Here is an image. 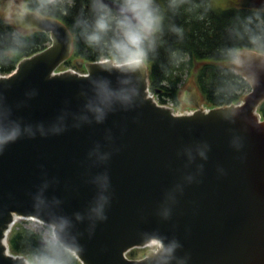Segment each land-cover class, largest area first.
I'll return each instance as SVG.
<instances>
[{"label": "water", "instance_id": "obj_1", "mask_svg": "<svg viewBox=\"0 0 264 264\" xmlns=\"http://www.w3.org/2000/svg\"><path fill=\"white\" fill-rule=\"evenodd\" d=\"M18 12L51 44L0 78V264H28L3 241L15 215L54 225L82 264H264V55L232 65L251 88L241 105L174 115L147 97L144 64L55 74L69 30Z\"/></svg>", "mask_w": 264, "mask_h": 264}, {"label": "trees", "instance_id": "obj_2", "mask_svg": "<svg viewBox=\"0 0 264 264\" xmlns=\"http://www.w3.org/2000/svg\"><path fill=\"white\" fill-rule=\"evenodd\" d=\"M161 3L165 5L163 28L144 63L149 70L150 91L161 101L170 99L177 104L179 84L186 76L193 78L207 106L239 102L249 84L233 71L231 64L243 51L264 54L250 50L243 28L245 18L258 9L242 6L241 0H179L174 10L166 7L167 0ZM88 5L89 0H26L25 8L55 18L67 27L73 37L71 59L122 63L82 38L76 20L90 15ZM49 41L48 34L38 30L22 32L0 16V72L12 71L21 59L45 49ZM13 50L14 55L10 54ZM257 112L264 120V101ZM8 242L13 253L25 255L28 260L44 244L39 235L21 227L11 233ZM135 253L132 251L129 256ZM73 264L81 263L75 257Z\"/></svg>", "mask_w": 264, "mask_h": 264}, {"label": "clouds", "instance_id": "obj_3", "mask_svg": "<svg viewBox=\"0 0 264 264\" xmlns=\"http://www.w3.org/2000/svg\"><path fill=\"white\" fill-rule=\"evenodd\" d=\"M178 3L179 0H167L166 7L174 10ZM88 7L90 15L78 18L76 24L89 46L103 48L111 58L129 66H139L148 60L165 19V5L161 0H89ZM262 11L253 10L243 21L250 50L259 52H264ZM10 54L14 55L15 50ZM6 142L0 139V149ZM73 250V246L55 238L45 240L29 256L28 264H73Z\"/></svg>", "mask_w": 264, "mask_h": 264}, {"label": "rangeland", "instance_id": "obj_4", "mask_svg": "<svg viewBox=\"0 0 264 264\" xmlns=\"http://www.w3.org/2000/svg\"><path fill=\"white\" fill-rule=\"evenodd\" d=\"M16 1H17V3H15V4L12 2V0L2 1L0 4V16H3V18L7 19L12 25H14V27H16L20 31L24 32V31L29 30V28L20 27V24L17 21V18H18L17 14L19 13L18 9L23 7L26 0H16ZM242 1L243 0H241V2ZM234 5H237V4L235 3ZM71 64L75 65L74 60H72ZM66 67L68 68V67H72V66L66 65ZM191 89L192 90L195 89L194 80H193V78L187 77L186 81L184 80V83L180 89L181 90L180 100L182 99V94L184 95V92L191 91ZM178 106L181 109H184V107H188L183 102H179ZM16 224L19 227L30 228V229H33L35 232H37L36 229L34 228L35 227L34 224L30 221L19 220L16 222ZM45 240H47V237L45 238ZM142 253H144L142 250H137L133 256L138 257L140 254L142 255Z\"/></svg>", "mask_w": 264, "mask_h": 264}, {"label": "bare ground", "instance_id": "obj_5", "mask_svg": "<svg viewBox=\"0 0 264 264\" xmlns=\"http://www.w3.org/2000/svg\"><path fill=\"white\" fill-rule=\"evenodd\" d=\"M19 220H20V218H18V216L15 215L14 221H19ZM14 221H13V222H14Z\"/></svg>", "mask_w": 264, "mask_h": 264}, {"label": "crops", "instance_id": "obj_6", "mask_svg": "<svg viewBox=\"0 0 264 264\" xmlns=\"http://www.w3.org/2000/svg\"><path fill=\"white\" fill-rule=\"evenodd\" d=\"M188 96H189L188 94H185L184 99L187 100Z\"/></svg>", "mask_w": 264, "mask_h": 264}, {"label": "flooded vegetation", "instance_id": "obj_7", "mask_svg": "<svg viewBox=\"0 0 264 264\" xmlns=\"http://www.w3.org/2000/svg\"><path fill=\"white\" fill-rule=\"evenodd\" d=\"M180 102H183L182 100H180ZM184 103V102H183ZM194 103V101H192V104Z\"/></svg>", "mask_w": 264, "mask_h": 264}]
</instances>
